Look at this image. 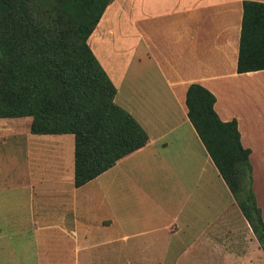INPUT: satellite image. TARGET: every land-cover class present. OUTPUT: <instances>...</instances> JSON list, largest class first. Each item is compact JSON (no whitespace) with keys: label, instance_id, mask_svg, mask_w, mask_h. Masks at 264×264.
<instances>
[{"label":"crops","instance_id":"obj_1","mask_svg":"<svg viewBox=\"0 0 264 264\" xmlns=\"http://www.w3.org/2000/svg\"><path fill=\"white\" fill-rule=\"evenodd\" d=\"M243 1L106 6L87 43L116 87L114 101L148 140L81 186L73 134H35L25 117L0 118V264H109L98 247L117 241L127 264L264 260L186 103L199 84L214 95L219 119L236 121L264 222V69L237 72ZM124 192L136 211L121 216L111 195Z\"/></svg>","mask_w":264,"mask_h":264},{"label":"trees","instance_id":"obj_2","mask_svg":"<svg viewBox=\"0 0 264 264\" xmlns=\"http://www.w3.org/2000/svg\"><path fill=\"white\" fill-rule=\"evenodd\" d=\"M111 1L0 0V118L31 117L35 134H73L77 187L148 140L114 101L116 87L87 43ZM263 69L264 2L244 0L237 72ZM214 100L209 90L191 84L188 118L264 252L249 151L236 121L219 119Z\"/></svg>","mask_w":264,"mask_h":264},{"label":"rangeland","instance_id":"obj_3","mask_svg":"<svg viewBox=\"0 0 264 264\" xmlns=\"http://www.w3.org/2000/svg\"><path fill=\"white\" fill-rule=\"evenodd\" d=\"M259 77H261V80L264 82V73L260 74ZM261 89L264 91V87H262ZM261 100L264 101V95L263 94H262ZM25 120L30 121V124H31L32 118L31 117L22 118V121H25ZM94 186H98V188H100V184H94ZM102 187H103V185H102ZM128 196L129 195L125 194V192L111 195V200H112L111 203L117 209V211L119 212V214L121 216H123V215L126 216L129 213L128 211H130L129 210L131 208L130 203L132 201L129 198H127ZM132 210L136 211V208H134ZM184 213H186L185 210H184ZM182 216H183V212L179 214L180 218ZM254 237L257 240L255 234H254ZM252 239H254V238H252ZM255 239H254V241H255ZM245 240H246V242H245L244 249H246V251H250L252 249L251 242L248 241L247 237H245ZM124 245H125L124 241H117V242L113 243V245L101 246V247H98V249H99V252L104 251V249L107 251L108 254H106L105 257H107V261L110 262L109 264H119L120 262H121V264H127L129 262V259L124 256L125 255V253L123 251ZM258 247L260 248V251L262 253V257L264 258V254H263V250L261 249V246H258ZM172 260H173L172 258H167L166 264H168ZM96 262L98 264H101V262L98 258H97ZM258 264H264V260H260V262H258Z\"/></svg>","mask_w":264,"mask_h":264}]
</instances>
